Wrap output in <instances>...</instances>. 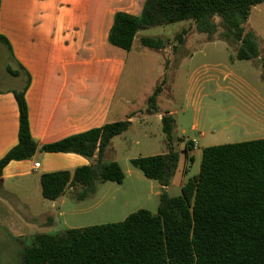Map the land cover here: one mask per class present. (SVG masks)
I'll return each mask as SVG.
<instances>
[{"label": "trees", "instance_id": "obj_1", "mask_svg": "<svg viewBox=\"0 0 264 264\" xmlns=\"http://www.w3.org/2000/svg\"><path fill=\"white\" fill-rule=\"evenodd\" d=\"M264 0H146L139 17L118 12L108 35L112 46L130 51L138 31L171 23L192 21L195 30L211 38L236 45L235 58H259L253 32H245L252 7ZM220 18V26L214 22ZM182 30L175 39L183 43ZM142 47L165 48L159 38L139 39ZM0 43L5 39L0 36ZM264 78V57L260 59ZM10 75L16 72L7 69ZM157 86L147 100V112L156 111ZM18 109V142L0 159L2 169L11 161L42 153H74L94 159L91 166L40 176L41 195L56 201L69 188L77 201L96 192L98 184H121L124 173L103 155L111 140L126 132L128 120L106 123L100 128L37 148L32 139L24 90L13 92ZM166 153L131 159L132 167L162 189L169 186L177 170L174 150V120L161 117ZM185 151L190 150L185 146ZM193 161V159H190ZM21 264H264V139L208 146L202 149L199 172L181 187L180 195H159L155 213L138 210L123 221L67 229L58 234H36L24 249Z\"/></svg>", "mask_w": 264, "mask_h": 264}, {"label": "rangeland", "instance_id": "obj_2", "mask_svg": "<svg viewBox=\"0 0 264 264\" xmlns=\"http://www.w3.org/2000/svg\"><path fill=\"white\" fill-rule=\"evenodd\" d=\"M214 22L220 26V18H214ZM243 27L256 37L258 59L237 60V46L220 40V27L211 38L198 33L192 21L140 31L143 36L162 39L166 51L134 49L127 62L118 93L126 103L119 105V111L130 116L132 123L114 139L113 149L106 153L107 161H116L124 173L121 184H98L88 199L67 198L62 206L60 199L56 203L46 200L39 188L21 183L0 188L2 197L21 215L28 216L36 228L38 221L45 222L39 233L58 234L69 228L118 223L138 210H157L162 192L159 184L144 178L132 167L130 159L166 152L159 121L162 112H170L174 119L173 146L179 155L177 172L166 191L169 197L180 195V179L186 182L198 174L203 148L264 138V78L260 67L264 57V3L251 8ZM182 30L185 34L181 44L175 37ZM7 66L16 69L7 48L0 43V88L17 85L6 72ZM157 86L161 92L156 112L143 116L148 113L147 100ZM191 141L196 143L195 149L188 150L194 154L193 161L184 156V147L190 148Z\"/></svg>", "mask_w": 264, "mask_h": 264}, {"label": "crops", "instance_id": "obj_3", "mask_svg": "<svg viewBox=\"0 0 264 264\" xmlns=\"http://www.w3.org/2000/svg\"><path fill=\"white\" fill-rule=\"evenodd\" d=\"M145 1L0 0V36L16 68L7 66L6 72H16L11 76L17 82L0 88V159L18 142V109L13 92L24 90L29 131L37 148L106 123L128 120L131 126L132 118L119 111V105L126 100L118 93L127 62L134 49L145 48L139 39L146 36L140 34L143 30L138 31L130 51H125L109 44L108 35L116 13L139 17ZM163 115L170 112H162L159 121ZM116 137L103 155L105 162H112L107 161L106 153L113 149ZM186 155L194 159L192 150L184 151ZM94 159L37 150L30 159L11 161L2 169L0 188L21 183L39 188L41 194L42 174H72L78 168L91 166ZM35 164H39L37 169ZM186 172L187 168L182 170L183 175ZM184 183L183 178L179 180V191ZM159 188L165 192L168 189ZM75 191L69 188L59 198L60 206L67 198L77 201ZM48 222L52 223L51 219ZM38 223L36 228L0 192V264H21L24 249L30 247L45 222Z\"/></svg>", "mask_w": 264, "mask_h": 264}, {"label": "built area", "instance_id": "obj_4", "mask_svg": "<svg viewBox=\"0 0 264 264\" xmlns=\"http://www.w3.org/2000/svg\"><path fill=\"white\" fill-rule=\"evenodd\" d=\"M189 147H190V149H195L196 148V143L194 141H191L189 143ZM38 167H39V164H35L34 165V169H37Z\"/></svg>", "mask_w": 264, "mask_h": 264}]
</instances>
